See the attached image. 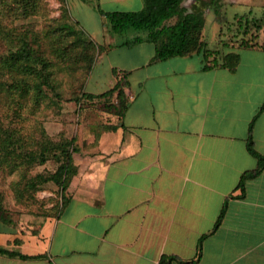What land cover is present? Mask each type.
Returning <instances> with one entry per match:
<instances>
[{
  "label": "crops",
  "instance_id": "obj_1",
  "mask_svg": "<svg viewBox=\"0 0 264 264\" xmlns=\"http://www.w3.org/2000/svg\"><path fill=\"white\" fill-rule=\"evenodd\" d=\"M71 4L81 28L109 46L87 89L114 86L117 68L129 73L130 101L123 124L114 118L111 130L101 128L106 112L82 109L68 202L40 233L27 234L32 241L21 233L18 244L7 240L45 256L0 255V264H162L165 254L192 260L204 235L199 260L172 264H264V170L247 180L244 197L238 187L257 166L247 144L264 102V50L229 49L241 57L235 71L203 69L197 53L153 61L154 43L124 44L143 32L112 33L98 10L137 11L143 0ZM253 137L264 154V111Z\"/></svg>",
  "mask_w": 264,
  "mask_h": 264
},
{
  "label": "trees",
  "instance_id": "obj_2",
  "mask_svg": "<svg viewBox=\"0 0 264 264\" xmlns=\"http://www.w3.org/2000/svg\"><path fill=\"white\" fill-rule=\"evenodd\" d=\"M34 1L11 0L8 2L3 0L4 8H0V34L3 35V39L7 41L8 45L7 50L0 56V169L28 171L37 164H44L53 159L57 163L56 169L48 173L40 172L30 177L22 190L27 188V190L34 189L36 191L39 186L54 182L62 192H65L75 174L73 154L76 150V138L72 136L56 140L44 128L41 130L40 137L26 138L22 134L21 128L18 127V121L28 119L30 114L35 113L37 107L45 100L46 87L55 88L52 81L53 72L50 67L52 63L48 57L41 53L40 48L32 46L26 35L15 34L1 16L4 10H14V8L20 14H27L33 9ZM192 1H201L207 7L220 5L221 2V0ZM184 2L185 0H143L142 9L137 11H105L100 7L98 10L108 18L112 33L124 34L130 29L143 32L144 35H136L124 44L134 45L143 40L154 43L153 61L197 53L202 56L203 69L223 67L235 71L240 63V54L235 51L223 52L220 47L209 48L207 41L201 37L202 30L206 26V10H190L184 5ZM76 24L65 22L54 27L53 30V34L56 35L54 43L61 39L60 43L55 44L60 45L55 49L56 53L58 52L55 54L64 59L72 58L73 63H80L77 68L81 73V78L74 89H80L82 92L74 95V100L80 108H93L98 105L103 109V112L116 116L118 123L123 124L121 120L124 118L130 101V96L127 93V88L130 87L129 73L114 68L117 77L114 86L101 93L87 90V82L94 65L109 46L98 44ZM240 24L242 25L241 22ZM247 25L248 20H246L243 33L245 36L240 41L236 38L229 43L220 39L221 44L230 48H260L264 50V42L259 41L254 37L255 35H248ZM70 36L73 38L68 42L66 39ZM112 99H116V102H113ZM100 103H104V106H100ZM263 111L264 102L249 125L247 145L250 153L257 159V166L242 174L238 184L242 190L240 197L245 195L247 180L256 177L264 170V154L256 148L253 137L255 122ZM14 188L18 192V180L14 184ZM62 199V208L57 216L60 215L68 202V198L65 196ZM226 207L227 203L223 206L214 230L222 223ZM0 214L1 219L6 220L3 210L0 211ZM44 223L39 227V230L34 231V234L41 232ZM205 236L200 238L196 259L184 260L177 255L165 254L161 263L172 264L174 261L190 263L199 260ZM21 240L20 237H15L13 242L18 244ZM0 255L22 259L45 256V254H25L3 244H0Z\"/></svg>",
  "mask_w": 264,
  "mask_h": 264
},
{
  "label": "rangeland",
  "instance_id": "obj_3",
  "mask_svg": "<svg viewBox=\"0 0 264 264\" xmlns=\"http://www.w3.org/2000/svg\"><path fill=\"white\" fill-rule=\"evenodd\" d=\"M4 1L10 2L11 0ZM34 3L33 9L27 14H20L14 8V10H4L1 16L15 34L26 35L31 45L40 48L41 53L48 57L52 63L50 67L53 72L52 81L55 88L46 87L45 100L37 107L35 113L30 114L28 119L19 120L18 127L21 128L22 134L26 138L40 137L43 128L56 140L73 136L76 138L77 150V129L80 113L84 109L80 108L74 100L75 96L82 92L80 89H74L81 78V73L77 68L80 63H73L72 58L64 59L56 55L58 52L56 53L55 49L60 45L55 44L60 43L61 39L54 43L56 35L53 34V30L54 27L65 22L74 24L78 22L76 25L80 28L81 26L74 16L71 0H35ZM184 5L190 10H206V26L202 30L201 37L207 41L209 48L220 47L223 52L232 49V47L222 45L220 39L229 43L236 38L240 41L245 36L243 33L246 20H248V35H255L254 37L259 41L264 42V0H246L244 2L233 0L222 2L221 0L220 5L211 7H207L201 1L185 0ZM2 7L4 8L3 0H0V8L3 9ZM240 19L242 25L239 22ZM134 32L135 30L130 29L122 36L126 37ZM72 38L70 36L66 40L70 42ZM7 46V41L0 34V56L7 50ZM200 57L202 60L201 55ZM90 85L92 82L89 84V89L95 90ZM97 88L102 90L103 87ZM112 101L116 102V99H112ZM103 104L99 105L104 106ZM96 106L98 107V105ZM97 107H93V109L103 112L102 108ZM105 107L107 108V105ZM105 116L107 122L105 126L101 127L102 130L113 129L114 124L108 123H111L116 116L109 113H106ZM56 167L57 163L51 159L44 164L35 165L28 171L24 169L12 171L9 168L11 172L8 168L0 169V211L3 210V215L6 218V220L1 219L2 213L0 214V243L8 245L7 240L18 237V233L32 241L30 235L27 234L39 230L44 222L59 214L63 196L66 198L69 196V187L67 191L62 192L54 182H48L39 186L36 191L34 189L27 190V188L22 190L30 177L40 172H52ZM17 180L18 192L14 188Z\"/></svg>",
  "mask_w": 264,
  "mask_h": 264
}]
</instances>
